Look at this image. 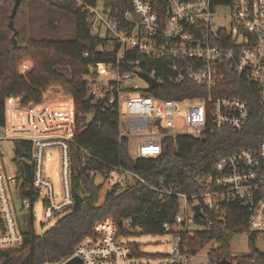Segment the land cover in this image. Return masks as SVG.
Masks as SVG:
<instances>
[{"label": "built area", "instance_id": "2783aa9c", "mask_svg": "<svg viewBox=\"0 0 264 264\" xmlns=\"http://www.w3.org/2000/svg\"><path fill=\"white\" fill-rule=\"evenodd\" d=\"M76 1L86 12L90 33L102 40L100 49L115 54L113 61L97 62L91 67L93 83L89 93L94 101H100L101 110H115L119 137L138 138L134 157L156 156L166 136H200L214 128L240 131L251 118L252 108L241 96L223 91L231 88L234 76L253 85V95L264 115V0H231L225 5H214L211 0H129V8L120 14L104 3L99 7L96 1L94 4ZM217 6L228 7L229 13H216ZM218 17L228 23H218ZM134 53L140 56L135 58ZM141 62L151 67V71L138 67ZM154 66L160 76L155 75ZM138 71L147 73L157 84L150 86ZM133 78L140 79L144 86L133 83ZM184 82L197 87L195 95L161 98L153 92L164 84L179 86ZM18 98H7L0 142L3 139L30 142L26 161L30 163L31 177L27 182L22 163V176L18 166L13 174L7 175L0 146V250L19 247L23 241L11 184L20 189L19 205L24 209L32 211V196L42 194L46 220L69 212L74 203L68 152L74 134V110L67 122L59 125L49 117L48 126L41 127L43 113L26 107L33 102L20 103ZM25 115L31 117L30 126L22 123ZM180 121L183 131L177 129ZM121 126L127 134L122 133ZM129 131L135 134L130 135ZM54 148L60 161L58 198L43 165L46 151ZM132 176L144 182L121 167L106 175L120 186H125ZM198 181L203 187L194 194L172 187L156 188L158 192L176 196L178 209L173 225L162 224L165 232L173 233V239L167 258L155 264H190L193 254L186 239L195 230H210V223H203V216L194 213V204H200L203 215L213 212L223 218L226 215L223 206L239 200L248 212L245 232H264V139L217 156L211 170ZM121 222L122 229L112 217L95 222L92 234L82 239L68 258L78 256L83 264H152L130 261L138 256L118 236L137 233L139 229L130 226L129 218ZM191 224L202 228L190 229Z\"/></svg>", "mask_w": 264, "mask_h": 264}, {"label": "trees", "instance_id": "16d2710c", "mask_svg": "<svg viewBox=\"0 0 264 264\" xmlns=\"http://www.w3.org/2000/svg\"><path fill=\"white\" fill-rule=\"evenodd\" d=\"M94 4L96 0H82ZM214 5H225L231 0H211ZM14 0H0V125L4 123L6 99L22 97V103H38L43 93L58 85L70 93L74 106V134L69 141L70 185L73 205L69 212L56 218L53 225L41 233L21 230L23 241L19 248L10 249L0 264H44L63 262L74 247L92 234L95 222L111 216L116 222L131 219L130 226L137 234H163L164 222L173 225L178 209V198L158 192L156 188L172 187L188 194L202 189L198 181L207 174L217 156L254 145L264 139V115L259 109L253 85L241 78L231 80L228 94L239 95L251 104L252 115L240 131L227 128L207 129L200 136H166L161 151L154 157H132L128 153L125 137H119L118 121L112 108L101 110L100 101H94L89 90L92 85L91 67L97 62H110L115 54L100 49L102 40L93 36L86 22V12L76 0H21L12 17L16 32V45L12 44L8 21ZM106 7L119 14L129 8V0H103ZM72 22L73 34L59 32L63 20ZM139 57V54H133ZM31 60L32 67L25 74L18 72L19 65ZM66 67L69 74L58 70ZM141 69L150 72L151 67ZM156 76L160 73L156 69ZM197 88L190 82L179 86L161 85L154 94L161 98H184L195 95ZM92 119L86 123V116ZM15 160L22 176V161L29 159L30 142L15 140ZM121 167L140 176L128 177L125 186L113 184L100 195L102 182H95V174L103 178L111 170ZM160 193L161 196H160ZM35 195L32 200H35ZM223 218L216 213L204 212L203 223L210 230H195L187 238L190 252L195 254L211 240L218 245L208 253L209 263L226 258L230 264H264V252L254 247L255 239L264 232H248L251 252L232 255L229 241L234 233L247 229V209L239 200L223 206ZM196 222L199 219L196 218ZM225 224V226H223ZM135 256L148 254L135 242L129 243ZM26 250L22 256L15 252Z\"/></svg>", "mask_w": 264, "mask_h": 264}, {"label": "rangeland", "instance_id": "374dc122", "mask_svg": "<svg viewBox=\"0 0 264 264\" xmlns=\"http://www.w3.org/2000/svg\"><path fill=\"white\" fill-rule=\"evenodd\" d=\"M96 4L99 7H102L103 0H96ZM216 13L221 15H227L229 13V8L226 6H217ZM218 23L227 24L228 20L218 17L216 18ZM14 25V22H13ZM15 27V25H14ZM17 32V30H16ZM60 34L63 36H71L73 34L72 22L69 20L64 19L63 23L60 24L59 28ZM12 35V34H11ZM16 39V34H15ZM17 43V39H16ZM32 67L31 60L23 61L19 67L18 72L20 74H25L29 69ZM58 70L69 74V69L66 67H58ZM111 77V76H109ZM133 83H136L139 87H143L144 83L138 79L133 78ZM202 101V100H199ZM7 105V99H6ZM124 110V104H123ZM6 114V113H5ZM93 114L89 113L86 116V123L90 122L92 119ZM177 129L180 131L184 130V126L182 121L179 122ZM122 133L125 135L127 134V130L124 126H121ZM2 130L0 129V133ZM130 135L135 134L134 131H129ZM138 141L137 137L129 136L127 138L128 143V153L134 157L135 156V146ZM1 146V154H2V164L4 167V171L7 175H11L15 172L17 164L15 160V141L13 139H3L0 142ZM44 169L46 176L50 179L52 186L54 188V196L58 198V192L60 191V161H59V154L57 149H48L45 154L44 159ZM95 182L99 183L102 182V188L100 191V195H103L105 190H107L112 183L106 178H103L100 174H95ZM10 192L11 197L13 199V203L15 204V210L17 215V221L21 230H32L35 233H41L47 228H49L55 222L56 218H51L46 220L43 218L42 213V194L38 196L32 203V211L29 209L21 208L19 205L21 192L20 189L15 186V184L10 185ZM111 217V216H108ZM190 229H201L202 226L191 224L189 226ZM249 235L245 231H240L234 233L229 241V249L232 255L237 254H248L251 252V247L249 246ZM118 239L124 243H131L135 242L138 244L139 249L145 253L153 254L157 253L156 255H143L139 257H133L130 261L132 262H141V263H152L155 264L160 261H164L167 258V253L170 251V241L173 239L172 232H166L163 234H137V233H120ZM218 245L217 241L211 240L207 242L203 247H201L195 254L191 256L190 264H208L210 260L208 259L207 253L211 248H215ZM254 247L260 251L264 252V241L261 235H258L254 242ZM19 248V247H17ZM26 253V250L17 251L15 252V256H23ZM60 262L54 263H44V264H59Z\"/></svg>", "mask_w": 264, "mask_h": 264}, {"label": "crops", "instance_id": "0c3cea01", "mask_svg": "<svg viewBox=\"0 0 264 264\" xmlns=\"http://www.w3.org/2000/svg\"><path fill=\"white\" fill-rule=\"evenodd\" d=\"M18 99L21 103L22 97ZM26 107H32L35 112L43 113V119L39 123L41 127L48 126L49 117H53L54 121L59 125L67 122L71 118L74 110L70 93L63 91L58 85H52L46 89L40 102L28 103ZM22 123L30 126V115H25L22 118Z\"/></svg>", "mask_w": 264, "mask_h": 264}, {"label": "water", "instance_id": "95a60500", "mask_svg": "<svg viewBox=\"0 0 264 264\" xmlns=\"http://www.w3.org/2000/svg\"><path fill=\"white\" fill-rule=\"evenodd\" d=\"M20 1L21 0H14L13 6L11 8V14H10L11 18L8 21L9 28H11L13 30V33L11 35V41H12L13 45H16V39H15L16 29H15V27L13 25L12 17L15 15L16 10H17V8H18V6L20 4ZM137 73L142 78H144L146 81H148L150 86H154V85L157 84L156 80L153 79L152 77H150L147 73H145L143 71H138ZM22 164H23V169H24V177H25L26 181L29 182L30 181V177H31L30 163L27 162L26 160H23ZM27 192H28V190H27ZM106 193H107V190H106ZM192 209H193L194 213L197 216H200V217L204 216L202 211H201L200 204H194L192 206ZM118 225H119V228L122 229V222L121 221L118 222ZM8 251L9 250H0V259L3 256H5ZM59 264H83V262L78 256H72V257L66 259L65 261H63V262H61ZM215 264H230V261L228 259H226V258H222V259L216 261Z\"/></svg>", "mask_w": 264, "mask_h": 264}]
</instances>
